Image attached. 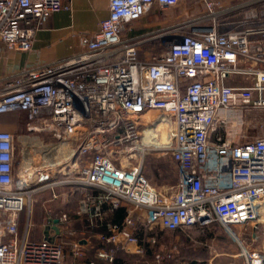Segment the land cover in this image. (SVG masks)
<instances>
[{
    "label": "built area",
    "instance_id": "built-area-1",
    "mask_svg": "<svg viewBox=\"0 0 264 264\" xmlns=\"http://www.w3.org/2000/svg\"><path fill=\"white\" fill-rule=\"evenodd\" d=\"M67 1L0 0V45L31 51L43 20ZM186 2L203 12L161 34L162 53L141 57L145 40L129 37L127 27L155 6ZM109 13L80 38L79 53L24 69L0 89V116L24 113L28 132L50 133L66 151L16 177V137L0 128V264H67L63 244L19 235L27 201L58 187L82 192L77 215L106 228L99 238L113 248L99 257L109 264L119 250L164 264L178 252L164 234L214 224L238 242L241 264H264V137L243 132L245 110H264V0H110ZM154 152L170 156L176 186L156 188L146 176ZM120 209L122 224L106 221ZM58 219L76 236L67 213ZM249 229L251 246L241 240ZM70 250L84 255L79 240Z\"/></svg>",
    "mask_w": 264,
    "mask_h": 264
},
{
    "label": "crops",
    "instance_id": "crops-1",
    "mask_svg": "<svg viewBox=\"0 0 264 264\" xmlns=\"http://www.w3.org/2000/svg\"><path fill=\"white\" fill-rule=\"evenodd\" d=\"M241 1L243 0H225V4L234 5ZM64 5L65 8L62 11L43 20L36 34L31 51H7L0 45V89L4 87L5 83L11 77L24 69L36 68L54 61L69 58L79 53L81 51L79 45L80 38L83 35L96 32L100 22L108 18L110 14V0H71L65 2ZM199 6H201L199 3L192 6L195 12L197 10L196 14L203 12V10L200 12ZM165 29L167 27H162L159 31ZM133 35H135L134 32H131L128 36H138ZM147 42L145 40L144 44ZM22 115L26 117L24 113L1 115L0 128L11 133L13 132L16 136H18L17 132L24 131L27 133L28 123L21 125L15 124L14 126L8 123H2L6 122L8 116L16 118ZM17 150L15 164L16 175H19L22 170L26 169L27 162L34 153H36V158L39 157L36 161L39 168L56 163L66 154L65 149L60 145H56L51 138L50 146L46 147L41 144L32 145L29 141L22 140ZM53 192L59 194V199L55 200L52 198ZM34 196L36 199L30 207L29 213L26 215L22 213L20 215L19 235L21 237L28 232V239L30 241L41 242L50 239L53 242L63 244L66 249L65 261L67 264H90L92 262L95 264H109L106 259L99 257V252H109L113 248L112 245L103 243L99 238V234L106 231V228H92L88 216H79L76 213L82 192L78 191L73 193L69 187H58L54 190L45 189ZM50 209L53 211V216H50ZM62 212L69 215L70 226L77 232L74 239L66 236L62 229V224L58 219ZM115 213L106 215V221L115 223ZM4 221L5 217L3 216L2 222ZM2 225L0 224V230ZM74 240H79L82 246L84 255L80 258H74L71 254V243ZM149 259L150 255L141 257L119 250L116 252L112 264H116V261H119V264H147ZM238 259V264H241V259ZM175 260L177 259L169 260L164 264H183ZM193 262L195 261H191L190 264H209ZM234 262L228 254L220 252L213 257L210 264H233Z\"/></svg>",
    "mask_w": 264,
    "mask_h": 264
},
{
    "label": "rangeland",
    "instance_id": "rangeland-1",
    "mask_svg": "<svg viewBox=\"0 0 264 264\" xmlns=\"http://www.w3.org/2000/svg\"><path fill=\"white\" fill-rule=\"evenodd\" d=\"M193 5L194 4L191 2H186L179 7L167 10L155 6L144 18L129 25L127 27L126 34L129 35L131 32H134L135 35L133 36H142L141 40L148 41L147 43L143 44L144 46L142 47L141 57L149 56L152 53H162L164 51V47L162 46L163 41L160 38V35L177 24L197 15V10L195 12V10L192 8ZM199 7L201 12L203 7ZM162 27H167V29L159 31ZM150 116L151 115H148L147 117ZM244 122L245 125L243 132L245 139L264 137V110L246 109L244 113ZM2 123H8L11 126H14L15 124L21 125L27 124L28 122L27 118L22 115L16 118L13 116H8L6 122ZM17 134L18 136L14 134L16 136V149H18V146L22 143V140H27L32 145L41 144L44 147L50 146V138L53 140L50 133L46 132L26 133L22 131L17 132ZM38 158H36V153L31 155L29 161L27 162V167L25 169L26 172H31L36 168H39L37 166L38 164H36ZM145 163V174L156 188L168 189L176 186L178 182L177 168L168 154L154 152L149 156V158H147ZM15 176L17 177L18 174H15ZM35 199V196H33L32 204L34 203ZM30 207L31 205H29V202L27 201V206L25 207L24 211H22V213H25V215L28 214ZM22 213L20 215H22ZM3 216L4 215L2 212H0V224L3 221ZM260 227H263V224L262 226L260 224ZM251 230L249 229V231L241 237V240L249 246H251V241L249 240ZM234 231L238 232L237 229H234ZM74 237L75 236H70L69 238L74 239ZM163 237L165 242L164 244L167 245L166 247H171V245L174 246L175 244L178 246V252L171 260L177 259L175 261L180 263H184L185 261L191 262L195 260L197 262V259L202 258L203 256L205 257V255L207 256V252L211 253L210 258L214 257L220 252H223L228 254L230 259L235 261L234 263L238 264L239 259H235V257L241 251L240 245L235 240V238L228 234L219 224H214L204 229L195 227L186 232L164 234ZM47 241L51 240L48 239ZM261 244L262 239L255 243V246H260ZM205 263L210 264L211 261Z\"/></svg>",
    "mask_w": 264,
    "mask_h": 264
},
{
    "label": "trees",
    "instance_id": "trees-1",
    "mask_svg": "<svg viewBox=\"0 0 264 264\" xmlns=\"http://www.w3.org/2000/svg\"><path fill=\"white\" fill-rule=\"evenodd\" d=\"M126 212L125 209H120L118 211H116L115 215H114V222L116 224H122L124 218H125ZM195 263V262H193ZM116 264H119V261H116Z\"/></svg>",
    "mask_w": 264,
    "mask_h": 264
},
{
    "label": "bare ground",
    "instance_id": "bare-ground-1",
    "mask_svg": "<svg viewBox=\"0 0 264 264\" xmlns=\"http://www.w3.org/2000/svg\"><path fill=\"white\" fill-rule=\"evenodd\" d=\"M158 131V130H157ZM156 129H152V132L150 133V135H152V137H157V136H159V137H162V140L164 141H166V136L165 135H163V133H161V132H158V134H156Z\"/></svg>",
    "mask_w": 264,
    "mask_h": 264
}]
</instances>
